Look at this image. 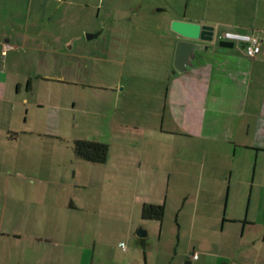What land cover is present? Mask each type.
I'll use <instances>...</instances> for the list:
<instances>
[{
  "label": "crops",
  "instance_id": "crops-1",
  "mask_svg": "<svg viewBox=\"0 0 264 264\" xmlns=\"http://www.w3.org/2000/svg\"><path fill=\"white\" fill-rule=\"evenodd\" d=\"M70 3L0 0V264H264V232L259 241L255 233L245 231L252 226L246 213L225 214L228 200L218 213L221 194L228 196L233 179L255 182L258 154L264 153V0H185L180 15L155 26L167 43L159 45L152 37L154 41L147 44L168 62L166 71L173 69L175 43L183 39L170 29L171 20L210 25L213 39L197 41L204 48L195 50L192 64L180 78L166 77L161 106L164 111L177 109L179 117L166 119L165 129L163 111L159 123L136 126L141 130L135 136L119 128L111 134L117 139L116 148L108 143L106 160L92 165L59 144L65 137L60 131L69 129V123L75 127L78 103L69 87L83 84L80 75L68 68L66 79L47 77L50 65L63 53L67 60L86 55L84 41L59 33L60 16ZM101 28L109 29L114 41H104L100 51L119 59L123 47L115 35L122 27ZM225 29L255 34L259 53L248 58L238 47L220 46L214 37ZM71 40V47L61 52ZM135 40L126 41L138 45ZM39 78L66 88H44ZM42 90L47 98L66 96L68 102L43 103ZM39 105L46 109L44 119L35 113ZM73 136V142L84 139ZM251 167L247 177L245 169ZM172 185L182 189L174 199L181 200L175 221L180 217L183 225L177 222L172 228L167 223L166 228L163 214L156 221L157 236L173 237L171 252L155 260L144 251L141 262V248L131 243L132 235L139 224L147 228V235L155 227L148 222L155 220L141 218V208L164 204L165 211ZM192 185L194 198L200 200H187V187ZM63 188L67 195L59 200L57 193ZM140 189L145 192L139 195ZM51 195L55 199L47 197ZM215 195L219 200H208ZM186 205H191L190 216L181 214ZM91 220L101 222L94 237L88 228ZM240 220L241 238H235L234 222ZM115 225L129 244L118 254L108 244L112 232L106 230L118 233ZM184 238L189 239L187 245Z\"/></svg>",
  "mask_w": 264,
  "mask_h": 264
},
{
  "label": "rangeland",
  "instance_id": "rangeland-1",
  "mask_svg": "<svg viewBox=\"0 0 264 264\" xmlns=\"http://www.w3.org/2000/svg\"><path fill=\"white\" fill-rule=\"evenodd\" d=\"M85 2H88V5ZM184 2L185 0H71L70 6L65 8L64 17L60 16L59 33L61 37L69 35L70 39L75 37L77 39L80 38L82 40L81 42L84 41L87 44L86 51H84L86 55L82 58L74 57V60H67L65 53H63V55L59 56V62H53L50 65L51 69L47 71L49 75L47 77H50V79H60L61 77L66 79L67 72L65 73V71L68 68H72L75 69L74 75H80L78 79L87 86L82 87L83 84H76L74 87H69V89L74 88L75 90L74 98L78 103V106H76L78 110L74 113L76 117L73 120L75 129L69 123V129L64 127L60 131L65 136L64 140L59 143L60 146L71 150L73 142L72 135L76 137L79 135L84 137V139H90L92 137L97 141H103L107 145L111 142L109 146L113 150L116 148L117 139L115 137L111 138L113 136H111L112 132L116 135L118 129L123 128L129 131L131 136H135L141 130L136 129V126L141 127L160 122L161 117H158L160 113L162 116V112L164 111L161 106V101L163 100V91L167 84L166 77L169 76V80L173 81L180 78L182 73L177 72L174 77L171 69L166 71L165 67L168 62L164 61L163 55L158 54V51L152 52L150 50L152 44H147V42L154 41L152 40L153 37L159 45H166L168 38L164 37L162 30L155 26L167 21L173 15H180ZM61 12L60 15H62ZM112 24L122 27L120 30H117L115 36L121 40L120 47H123V54L116 60H112L114 56L108 53L103 54L100 51L101 44L104 41L110 42L113 39L111 31L101 27H109ZM96 32L100 33L97 37L86 40L85 35L87 33ZM129 38L131 40L133 38L137 39L140 43L138 42V45L133 44L131 46L130 41H126ZM64 45L62 46V50H60L61 52H65V48H67V45L65 47ZM63 70L64 74L62 72ZM77 71L79 72L77 73ZM37 80L41 82L44 88H66L65 85H56V81L47 78H39ZM115 90H118L117 95ZM42 91L41 99L43 103L66 105L68 102L66 96L47 98L45 91ZM41 107V105L35 106V113L37 117L44 119L46 109H41ZM164 112L163 124L166 129V119H174L179 117V115L177 109H168V107ZM180 115L182 117V114ZM190 119L191 121L194 120L193 118ZM181 138L183 139L184 137L181 136ZM258 156L261 160L256 164L255 182L249 183V180L241 181L237 179L234 181L233 179L231 186H227L228 196L226 197V194H221L220 200L222 202L218 208V213H222L224 200H228L225 214L228 213V210H232L239 217H243L246 213V222L252 224V226L246 228L245 231L255 233L260 241L264 232V165H262L264 153H259ZM86 164L92 165L91 163ZM252 170V167L250 170L245 169V175L250 177ZM234 175L235 172H233ZM137 191L139 195L145 192L143 189ZM194 191H196V188L193 185L187 187V200H200L199 198H194ZM65 192L63 188V191L61 190L60 193H57V197L59 196L61 198L59 200L66 198L67 194L63 195ZM180 192H182V189L175 188L173 185L170 187V194L166 200L171 201L168 204L169 207H165L164 211L165 217L163 221L165 227L167 223H169L167 227L172 228H175L177 222L183 223L180 217L179 220L175 221V207H177V202L179 205L181 200L177 201V199H174V195ZM104 193H107V191ZM132 193H134V190ZM47 197L55 199L56 196L51 195ZM116 197L114 194L110 196L111 200H115ZM216 198L219 200L216 195L208 198V200H216ZM181 214L184 216L189 214L190 216L192 214L191 205H186L181 211ZM148 222H153L155 225L154 228H151L150 233L140 239L136 235V231H134L131 239V243L138 244L139 248H141L139 250L141 262L144 261V251L149 252L147 257L149 256L155 260L158 259L159 255H167L171 252V241H173V237H171V241L166 236L159 239L157 236L158 223L156 221ZM99 223L101 222L98 220L88 222V228L92 237L95 236V231L97 234L98 230H101ZM107 223L116 224V221ZM234 223L236 224L233 226L235 230L233 236L235 238L237 236L241 238L239 236L241 235L242 229L240 224L241 220ZM65 224L66 222H62L63 226ZM115 226L117 227V225ZM139 227L147 229L142 224H139L137 228ZM60 229H63V227L61 226ZM117 229L118 233L116 229H106L112 232L108 244L115 254H118L123 249L121 243L125 246L129 245L128 240L119 234V227ZM235 234L237 235L235 236ZM245 237L246 234H244ZM193 239L195 240L194 237ZM139 240L145 242V248L140 247L141 241ZM182 241H185L186 245L189 243L188 238H184ZM252 242L253 240L250 243ZM127 262L131 263L130 260H127Z\"/></svg>",
  "mask_w": 264,
  "mask_h": 264
},
{
  "label": "water",
  "instance_id": "water-1",
  "mask_svg": "<svg viewBox=\"0 0 264 264\" xmlns=\"http://www.w3.org/2000/svg\"><path fill=\"white\" fill-rule=\"evenodd\" d=\"M170 29L183 38L175 43L172 60V73L183 72L186 70L187 66L192 64V60L195 58V50L204 48L203 44L197 41H212L213 27L197 22L175 19L171 20ZM98 34L99 32L87 33L85 38H95ZM72 42L73 40L70 41L67 48L71 47ZM218 44L223 47H233L232 42L219 41ZM136 235L140 238L146 237L147 230L139 227L136 230Z\"/></svg>",
  "mask_w": 264,
  "mask_h": 264
},
{
  "label": "trees",
  "instance_id": "trees-1",
  "mask_svg": "<svg viewBox=\"0 0 264 264\" xmlns=\"http://www.w3.org/2000/svg\"><path fill=\"white\" fill-rule=\"evenodd\" d=\"M215 38L216 37H214V39ZM219 41L220 40H218V42ZM72 151L76 157L82 160L90 163H102L107 158L108 145L93 139H79L73 142ZM163 214L164 204H144L141 208L142 219L161 221Z\"/></svg>",
  "mask_w": 264,
  "mask_h": 264
},
{
  "label": "built area",
  "instance_id": "built-area-1",
  "mask_svg": "<svg viewBox=\"0 0 264 264\" xmlns=\"http://www.w3.org/2000/svg\"><path fill=\"white\" fill-rule=\"evenodd\" d=\"M217 40L232 42L234 46L241 49L242 53L248 58H254L260 51L259 38L253 33H243L236 30L225 29L218 32L215 36ZM7 46V45H6ZM121 247H125L121 243ZM193 258H197V254H192Z\"/></svg>",
  "mask_w": 264,
  "mask_h": 264
}]
</instances>
